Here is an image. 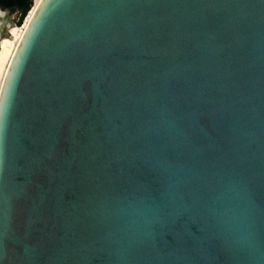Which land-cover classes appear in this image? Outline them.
<instances>
[{
	"label": "water",
	"instance_id": "1",
	"mask_svg": "<svg viewBox=\"0 0 264 264\" xmlns=\"http://www.w3.org/2000/svg\"><path fill=\"white\" fill-rule=\"evenodd\" d=\"M0 264H264V0H41L0 94Z\"/></svg>",
	"mask_w": 264,
	"mask_h": 264
},
{
	"label": "bare ground",
	"instance_id": "2",
	"mask_svg": "<svg viewBox=\"0 0 264 264\" xmlns=\"http://www.w3.org/2000/svg\"><path fill=\"white\" fill-rule=\"evenodd\" d=\"M41 0H34L22 27H10L7 36L0 40V94L12 56Z\"/></svg>",
	"mask_w": 264,
	"mask_h": 264
},
{
	"label": "rangeland",
	"instance_id": "3",
	"mask_svg": "<svg viewBox=\"0 0 264 264\" xmlns=\"http://www.w3.org/2000/svg\"><path fill=\"white\" fill-rule=\"evenodd\" d=\"M29 13V12H28ZM28 15V14H27ZM26 19V17H25ZM25 19L18 25L19 13L0 8V40L7 36L10 27H22Z\"/></svg>",
	"mask_w": 264,
	"mask_h": 264
},
{
	"label": "trees",
	"instance_id": "4",
	"mask_svg": "<svg viewBox=\"0 0 264 264\" xmlns=\"http://www.w3.org/2000/svg\"><path fill=\"white\" fill-rule=\"evenodd\" d=\"M31 0H0V8L19 13L18 25H20L31 9ZM29 10V11H28Z\"/></svg>",
	"mask_w": 264,
	"mask_h": 264
}]
</instances>
